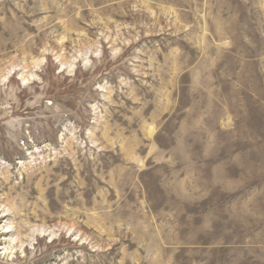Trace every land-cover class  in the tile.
<instances>
[{
  "label": "rangeland",
  "instance_id": "obj_1",
  "mask_svg": "<svg viewBox=\"0 0 264 264\" xmlns=\"http://www.w3.org/2000/svg\"><path fill=\"white\" fill-rule=\"evenodd\" d=\"M0 264H264V0H0Z\"/></svg>",
  "mask_w": 264,
  "mask_h": 264
}]
</instances>
